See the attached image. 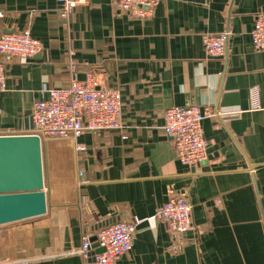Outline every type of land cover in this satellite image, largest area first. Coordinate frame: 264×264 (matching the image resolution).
Segmentation results:
<instances>
[{"label": "crops", "instance_id": "1", "mask_svg": "<svg viewBox=\"0 0 264 264\" xmlns=\"http://www.w3.org/2000/svg\"><path fill=\"white\" fill-rule=\"evenodd\" d=\"M92 0L69 20L58 0H0V33L29 30L30 60L0 56V135L25 134L36 102L69 85V52L98 88L119 89L124 128L43 141L47 214L0 226V264H83V237L139 218L133 248L115 264H264V53L251 40L264 0H163L151 17ZM231 31L211 59L207 35ZM253 90H257L258 97ZM212 106L208 160L184 166L164 131L176 107ZM193 206V230L155 219L171 198Z\"/></svg>", "mask_w": 264, "mask_h": 264}, {"label": "built area", "instance_id": "2", "mask_svg": "<svg viewBox=\"0 0 264 264\" xmlns=\"http://www.w3.org/2000/svg\"><path fill=\"white\" fill-rule=\"evenodd\" d=\"M92 0H58L61 17L69 20L79 7L89 6ZM163 0H118L119 13H131L135 17L148 18L153 15ZM3 15L0 14V18ZM231 31L218 35H207L203 45L211 59L224 56ZM254 49L264 53V13L255 18L250 33ZM43 50L40 40L29 30L14 33H0V56H10L18 60H30ZM67 68L70 74L68 86L51 88L46 98L35 103L30 115L28 133L38 135L42 140L64 139L76 142V150L84 152L86 147L78 143L85 132L116 131L124 128L123 99L119 89L98 88L95 76L87 72L83 80L78 79L79 64L74 52H69ZM6 90V69L0 61V92ZM258 97L257 90H253ZM212 106L176 107L163 114L165 134L172 139L177 159L184 166H199L208 158V141L203 130V122L216 117ZM193 206L182 198H171L161 206L155 219L165 222L175 236H184L193 230ZM139 218L117 221L104 226L95 234L97 248L103 252L94 253L91 236L83 237L77 252L83 264H115L133 248Z\"/></svg>", "mask_w": 264, "mask_h": 264}, {"label": "water", "instance_id": "3", "mask_svg": "<svg viewBox=\"0 0 264 264\" xmlns=\"http://www.w3.org/2000/svg\"><path fill=\"white\" fill-rule=\"evenodd\" d=\"M45 189L42 138L32 134L0 135V226L47 214ZM91 242L95 254L103 252L97 248L95 236Z\"/></svg>", "mask_w": 264, "mask_h": 264}, {"label": "rangeland", "instance_id": "4", "mask_svg": "<svg viewBox=\"0 0 264 264\" xmlns=\"http://www.w3.org/2000/svg\"><path fill=\"white\" fill-rule=\"evenodd\" d=\"M26 133H28V132H26ZM26 133H25V134H26ZM43 141H45V140H43Z\"/></svg>", "mask_w": 264, "mask_h": 264}]
</instances>
